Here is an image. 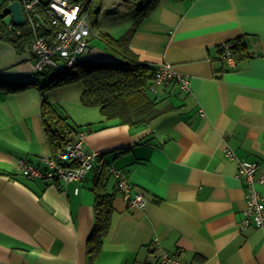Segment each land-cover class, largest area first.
<instances>
[{"label":"crops","instance_id":"0c3cea01","mask_svg":"<svg viewBox=\"0 0 264 264\" xmlns=\"http://www.w3.org/2000/svg\"><path fill=\"white\" fill-rule=\"evenodd\" d=\"M139 1L148 0H128ZM8 2L0 0V12ZM100 9L89 8L90 42L89 17ZM137 14L129 17L136 58L169 63L189 83L187 90L176 80L151 83L146 93L166 109L140 125L103 122L98 107L81 103V82L53 83L51 68L35 72L38 26L24 19L31 34L14 41L21 26L0 18V264H160L162 252L179 264H264V225L242 223L248 187L239 172L249 161L254 177L264 176V0H157L135 25ZM226 42L243 45L241 53L231 47L235 65L223 58ZM87 56L112 58L103 46ZM72 83L76 91L63 100ZM47 105L76 127L68 139L83 132L84 151L95 154L81 180L15 172L21 158L47 169L43 158L59 148L53 153L47 137L55 120ZM111 169L125 171L144 207L123 200ZM254 188L264 196L262 184ZM104 194L113 208L109 227L89 252L95 202Z\"/></svg>","mask_w":264,"mask_h":264},{"label":"built area","instance_id":"2783aa9c","mask_svg":"<svg viewBox=\"0 0 264 264\" xmlns=\"http://www.w3.org/2000/svg\"><path fill=\"white\" fill-rule=\"evenodd\" d=\"M18 1L24 13V19L29 24L38 26V15L44 16V24L48 25V34L34 35L31 43L35 55L33 70L42 72L45 68H56L60 61L67 66L82 61L85 55L91 52L89 38L91 28L88 23V3L93 0H10ZM232 42L222 44L223 58L230 65H235L231 56ZM176 80L180 89L187 90L188 81L180 77L169 63H160L154 73V83L164 84ZM83 132H79L77 141H66L55 151L52 156L43 158L47 169H39L34 164L21 158L16 163V174L27 178H37L50 181L69 182L81 180L91 170L95 154L86 153L82 145ZM228 155H231L227 151ZM117 179V188L123 200L131 207L142 208L146 204V197L142 192L134 189L122 169H111ZM255 163L242 161L239 163V172L248 187L246 195L247 208L243 226L250 221L257 226L264 225V196H261L254 188L257 181L264 186V176L254 177ZM160 264H179L173 256L167 252L160 254Z\"/></svg>","mask_w":264,"mask_h":264},{"label":"trees","instance_id":"16d2710c","mask_svg":"<svg viewBox=\"0 0 264 264\" xmlns=\"http://www.w3.org/2000/svg\"><path fill=\"white\" fill-rule=\"evenodd\" d=\"M93 2L96 4H93ZM139 3L141 7L136 9V14L138 12L137 15H141L136 18L135 25L148 9L152 8L153 5H157V0H148L145 7H143L144 2L139 1ZM93 5L97 7L101 5V1L93 0L88 3L89 8ZM90 11L92 10H89L88 14ZM20 28L23 32L12 40L15 41L16 38L23 40L22 37L25 34H31L29 27L21 26ZM134 28L135 26L126 30L118 38L106 33L99 36L103 49L111 54V59L90 60L85 55L82 61L74 63L71 67L61 61V71L58 70L60 62L56 68L51 67L54 73L53 83L60 81L81 82L83 85L80 97L81 103L86 106L98 107L103 116V122L114 120L118 124H146L166 109V105L162 104L161 100L156 97H150L146 93L149 85L154 83V73L157 67L139 61L130 49L129 42ZM48 33V28L45 26L39 27V35ZM15 44L18 46L17 42ZM234 45L235 52L238 50H241L240 52L238 51L239 53L243 52V45ZM47 107L45 111L47 119H52L51 116L53 114L55 119L52 125L47 124L46 127L47 137L54 153L55 149L60 147V144L69 140V135L76 130V127L69 123L67 115L56 113L49 105ZM97 199L94 207L95 226L90 238L93 244L89 247V252L94 253L99 249L101 239L108 230L113 209L111 197L108 194L100 195Z\"/></svg>","mask_w":264,"mask_h":264},{"label":"rangeland","instance_id":"374dc122","mask_svg":"<svg viewBox=\"0 0 264 264\" xmlns=\"http://www.w3.org/2000/svg\"><path fill=\"white\" fill-rule=\"evenodd\" d=\"M101 2L100 12L92 13L89 17L93 35L90 45L91 47L97 49L101 48L102 46L101 40L99 38L101 34L106 33L115 38L120 37L132 25V21L134 20V18L131 19L129 17L135 14L137 8L141 7L139 2H136L135 5L124 0H101ZM146 5L147 3H145L143 7H145ZM9 19L10 17L6 16L4 18V21H8ZM58 70H62V65H60V68H58ZM75 85L78 86L77 83H75ZM69 86V91L67 93L66 91L62 93L63 100L69 92L76 91L74 83L69 84ZM64 105L65 107L69 108L71 113H75L73 104H71L70 102H66ZM85 109L93 110V107H85ZM82 116L83 115H75L74 117L76 119H80ZM72 119L70 121H72Z\"/></svg>","mask_w":264,"mask_h":264},{"label":"water","instance_id":"95a60500","mask_svg":"<svg viewBox=\"0 0 264 264\" xmlns=\"http://www.w3.org/2000/svg\"><path fill=\"white\" fill-rule=\"evenodd\" d=\"M7 15L11 17V20L15 26L24 25V16L22 13L20 3L18 1H10L3 6L0 12V18H3Z\"/></svg>","mask_w":264,"mask_h":264}]
</instances>
